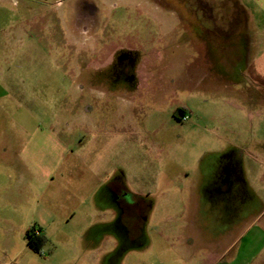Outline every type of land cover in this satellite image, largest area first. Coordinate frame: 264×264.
<instances>
[{
	"label": "rangeland",
	"instance_id": "1",
	"mask_svg": "<svg viewBox=\"0 0 264 264\" xmlns=\"http://www.w3.org/2000/svg\"><path fill=\"white\" fill-rule=\"evenodd\" d=\"M241 1L0 0V264H227L264 221Z\"/></svg>",
	"mask_w": 264,
	"mask_h": 264
},
{
	"label": "crops",
	"instance_id": "2",
	"mask_svg": "<svg viewBox=\"0 0 264 264\" xmlns=\"http://www.w3.org/2000/svg\"><path fill=\"white\" fill-rule=\"evenodd\" d=\"M253 1L261 11L264 12V0H249ZM234 8L241 9V12L248 13V10L241 2V0H232ZM250 31H254L252 34L251 40V49L249 51V57L247 58L248 65L254 67V70L258 73V76L264 79V26L259 29L262 31L261 35L256 34L258 28L250 26ZM253 222H256L254 218ZM252 222V223H253ZM237 236H234L231 232H228L223 238L225 241L218 250H213L212 255L215 257L219 256L220 259L224 253H233V257L227 262V264H235V262L242 260L243 264H249L248 260L259 259V262H264V221L262 225L258 228H255L252 231V226L246 224V227L242 228ZM252 231V232H251ZM189 237V235H187ZM248 237V238H246ZM259 262L257 264H259ZM218 264V263H215Z\"/></svg>",
	"mask_w": 264,
	"mask_h": 264
},
{
	"label": "trees",
	"instance_id": "3",
	"mask_svg": "<svg viewBox=\"0 0 264 264\" xmlns=\"http://www.w3.org/2000/svg\"><path fill=\"white\" fill-rule=\"evenodd\" d=\"M186 112H187L186 108H183V107L179 108L178 110H176L175 116L177 118H181L184 114H186ZM32 230H33V227L28 229L26 232L27 243L33 251L40 252L41 246L47 241V238H46L45 234H41L39 236L32 238V236H31Z\"/></svg>",
	"mask_w": 264,
	"mask_h": 264
},
{
	"label": "flooded vegetation",
	"instance_id": "4",
	"mask_svg": "<svg viewBox=\"0 0 264 264\" xmlns=\"http://www.w3.org/2000/svg\"><path fill=\"white\" fill-rule=\"evenodd\" d=\"M201 1H202V0H196V4H197L196 6H197V7H196L195 9H197V8H199V9H205V8H206V7H203V8H202V6H201L202 2H201ZM206 9H207V8H206ZM206 9H205V10H206ZM85 29H86V28H85ZM85 31H88V30L86 29ZM91 36H92L91 38H92V40H93L94 42L97 43V41H100L98 38H96L97 35H94V33H93ZM87 47H88V48H89V47H94V45L91 44L90 46H87ZM91 52H92V51H91ZM177 110H178V109H177ZM174 116H175V113H174ZM185 116H187V115L184 114L181 118H177L176 116H175V117H176L177 119H179V120H184V117H185ZM123 199H124V198H122V197L118 198V201L120 202V205H122V204L124 203V202H123V201H124ZM41 234H45V233L42 231V229H41V228H38V229H37L36 227L33 226V230H32V232H31V236H32V238H33V237H36V236H39V235H41ZM45 236H46V235H45Z\"/></svg>",
	"mask_w": 264,
	"mask_h": 264
},
{
	"label": "built area",
	"instance_id": "5",
	"mask_svg": "<svg viewBox=\"0 0 264 264\" xmlns=\"http://www.w3.org/2000/svg\"><path fill=\"white\" fill-rule=\"evenodd\" d=\"M186 118H187V116L184 117V119H186Z\"/></svg>",
	"mask_w": 264,
	"mask_h": 264
}]
</instances>
